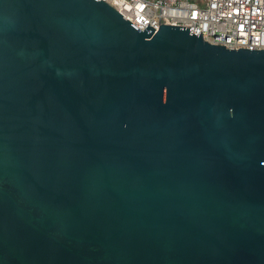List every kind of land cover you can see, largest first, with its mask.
Wrapping results in <instances>:
<instances>
[{
  "label": "water",
  "instance_id": "obj_1",
  "mask_svg": "<svg viewBox=\"0 0 264 264\" xmlns=\"http://www.w3.org/2000/svg\"><path fill=\"white\" fill-rule=\"evenodd\" d=\"M153 30L0 0V264H264V49Z\"/></svg>",
  "mask_w": 264,
  "mask_h": 264
},
{
  "label": "built area",
  "instance_id": "obj_2",
  "mask_svg": "<svg viewBox=\"0 0 264 264\" xmlns=\"http://www.w3.org/2000/svg\"><path fill=\"white\" fill-rule=\"evenodd\" d=\"M139 30L148 24L189 27L228 49H264V0H102Z\"/></svg>",
  "mask_w": 264,
  "mask_h": 264
}]
</instances>
